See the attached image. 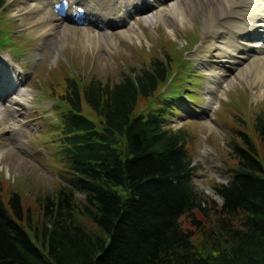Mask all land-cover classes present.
<instances>
[{
    "label": "trees",
    "instance_id": "obj_1",
    "mask_svg": "<svg viewBox=\"0 0 264 264\" xmlns=\"http://www.w3.org/2000/svg\"><path fill=\"white\" fill-rule=\"evenodd\" d=\"M170 64L156 57L113 83L66 80L57 123L64 185L36 199L39 215L0 191V264H264V117L254 125L263 156L236 132V166L213 189L222 201L207 198L192 182L186 131L168 123L181 92L157 93Z\"/></svg>",
    "mask_w": 264,
    "mask_h": 264
},
{
    "label": "rangeland",
    "instance_id": "obj_2",
    "mask_svg": "<svg viewBox=\"0 0 264 264\" xmlns=\"http://www.w3.org/2000/svg\"><path fill=\"white\" fill-rule=\"evenodd\" d=\"M153 1L145 0L141 5ZM170 1L161 0L166 7ZM229 1L241 4L244 0ZM21 4L22 0H0V58H9L20 82V87L3 94L5 88L12 86L0 67V85L6 83L0 88V109L8 115L7 108L18 89L30 94L25 105L17 106L15 115L9 113L6 123L0 121L2 195L17 192L23 204L31 208L34 215H39L36 199L53 195L64 185L57 123L61 107L59 96L66 80L73 78L81 84L92 78L103 84L118 82L123 72L131 68L138 72L156 57L171 61L168 82L157 93L163 96L181 92L183 102L175 104V114H171L168 123L173 130L186 131V150L194 166L192 182L199 192L214 199L208 189L227 182L230 170L237 163L230 148L234 140L238 141L236 132L247 134L260 157L263 156L254 127L256 118L264 117V94L259 98L255 96L261 84L234 81L235 73L229 66L219 65L216 58L213 44L218 40L202 30L206 19L216 15L218 0H182L186 13L184 25L171 17H165L164 22L145 24V14L140 12L130 21L137 39L123 40L117 35L120 30L111 28L105 32L113 35V41H101L104 48L86 43L85 39L76 43L77 37L97 35L100 31L84 23L61 21L55 34L47 39L32 34L34 28L24 26L16 16ZM24 18L30 20L32 15ZM258 29L252 33L258 35ZM259 35L264 37V33ZM65 36L70 39L64 40ZM214 73L222 74L221 80L229 84L222 94L207 93L206 87L212 83ZM209 100L214 108L205 111ZM146 107L147 101L141 99L138 110H146ZM82 108L88 118L96 121L85 105ZM12 124L19 127L15 132L11 131ZM76 197L83 198L80 194ZM76 219L86 229L96 231L88 220L80 216Z\"/></svg>",
    "mask_w": 264,
    "mask_h": 264
},
{
    "label": "bare ground",
    "instance_id": "obj_3",
    "mask_svg": "<svg viewBox=\"0 0 264 264\" xmlns=\"http://www.w3.org/2000/svg\"><path fill=\"white\" fill-rule=\"evenodd\" d=\"M64 1L65 4L62 0H22V4L17 8L16 16L24 26L33 27L31 33H37L42 39L52 37L61 21L95 26L100 29L97 35L77 37L75 41L79 44L85 39L86 43L99 48H104L101 41L106 40L110 43L113 41V35L105 32L111 28L119 29L117 35L123 40L130 41L132 37L137 39L136 29L130 21L140 12L145 14L144 23L149 25L156 21L164 22L165 17H171L180 25H184L183 21L186 19L182 0H171L167 7L162 4L161 0H154L143 6L141 4L145 0ZM218 1L220 5L217 6L216 15H210L206 19L202 30L205 34H211L214 40H218L213 44L216 58L219 65L229 66L230 70L235 73L234 81L261 84L255 95L259 98L264 94V41H260L264 37L259 35L264 33L262 31L264 30V0H244L241 4L232 3L229 0ZM79 6L83 7L82 14L77 12ZM28 14L32 15L30 20L24 18ZM124 28H126L125 31L121 30ZM256 28H259L258 35L252 33ZM61 32L64 33V29ZM69 39V37H64V40ZM9 62V58H0V67L4 69V77L10 80L12 86L4 89L2 93L5 95L10 90L20 87L16 71ZM222 78V74H213L212 83L206 87L208 94L223 93V89L229 84L222 81ZM4 86L6 83L0 85V88ZM29 95L25 90L18 89L7 108L8 112L12 116L15 115L17 106L25 105ZM213 104L212 100L207 101L205 111L212 110ZM9 113L6 115L0 109L2 123H6ZM206 126L211 127L209 124ZM18 128L16 124L11 125L12 132Z\"/></svg>",
    "mask_w": 264,
    "mask_h": 264
},
{
    "label": "water",
    "instance_id": "obj_4",
    "mask_svg": "<svg viewBox=\"0 0 264 264\" xmlns=\"http://www.w3.org/2000/svg\"><path fill=\"white\" fill-rule=\"evenodd\" d=\"M208 193L214 194V191L212 189H208ZM215 199H218L219 201H221L222 199L219 198L217 195L214 196Z\"/></svg>",
    "mask_w": 264,
    "mask_h": 264
}]
</instances>
